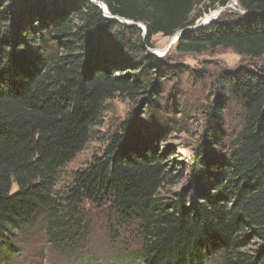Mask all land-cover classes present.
<instances>
[{
	"label": "trees",
	"instance_id": "trees-1",
	"mask_svg": "<svg viewBox=\"0 0 264 264\" xmlns=\"http://www.w3.org/2000/svg\"><path fill=\"white\" fill-rule=\"evenodd\" d=\"M100 1L112 15L143 24L145 34L89 0H0V264L12 263L17 232L28 236L36 222L54 250L80 255L90 238L86 204L109 209L113 241L117 228L139 239L138 250L127 248L115 264H264V71L242 68L222 78L215 127L190 166L189 194L161 195L169 156L158 149L156 118L136 110L101 155L56 187L108 99H141L149 109L158 101L164 74L148 52L151 38L193 25L199 4L208 11L232 0ZM238 4L252 13L182 33L175 49L224 46L264 58V0ZM231 100L242 122L227 141L221 127ZM252 241L251 252L243 251Z\"/></svg>",
	"mask_w": 264,
	"mask_h": 264
},
{
	"label": "rangeland",
	"instance_id": "rangeland-1",
	"mask_svg": "<svg viewBox=\"0 0 264 264\" xmlns=\"http://www.w3.org/2000/svg\"><path fill=\"white\" fill-rule=\"evenodd\" d=\"M205 8L204 4L196 6L195 10L202 12V16L197 18L193 25L201 23L206 16L215 14L220 7L208 9V11ZM251 13L241 7L238 0H232L214 21L199 30L209 27L218 19L221 23H227ZM140 25L144 26L141 23ZM142 32L145 34L143 29ZM192 32L198 33V29ZM171 37L156 34L151 38L152 47L147 48L148 52L149 49L160 52L159 55L155 52L151 53L154 58L161 60L160 69L157 70L161 71L160 74H164V77H160L158 101L152 103L149 109V105L146 106L145 101L141 102V99L132 101L121 95L108 99L98 124L90 132L87 143L60 170L57 188L63 189L76 170L85 168L94 155H101L109 136L119 131V125L136 110L144 119H148L149 115L156 118L155 121H158L156 130L157 126L159 127L156 132L158 149L169 156L166 163L170 172L164 179L161 195L172 198L175 194L184 191L187 194L190 193V166L197 152L205 149L209 142L206 140L212 133V127H215L214 108L218 106L224 90L222 78L242 68L260 74L264 71V58L240 55L224 46L201 53L180 52L175 49V44L170 43ZM241 120L242 111L239 105L234 100L228 101L223 111L221 127L222 136L227 141L233 138L241 128ZM210 151L214 152V150ZM85 208L89 211L90 238L80 255L76 252L62 254L54 250L47 243L43 229L39 227L40 222H36L35 229L28 236L17 232L18 237L13 240V244L18 247L19 253L12 256L11 264H92V256L96 264H115V259L125 255L127 248L138 250L139 239H131L130 231L126 228L116 229L120 240H125L126 243H121L119 239L113 241L109 237L107 207L98 208L95 205L86 204ZM255 244L256 242L252 241L243 251L251 252ZM134 260L137 262V259ZM130 264H134V261ZM214 264L222 263L215 259Z\"/></svg>",
	"mask_w": 264,
	"mask_h": 264
},
{
	"label": "water",
	"instance_id": "water-1",
	"mask_svg": "<svg viewBox=\"0 0 264 264\" xmlns=\"http://www.w3.org/2000/svg\"><path fill=\"white\" fill-rule=\"evenodd\" d=\"M89 1L92 2V3H94L97 7H99V8L103 11L104 16H105L106 18H108V19H110V20H112V21H114V22H119V23H123V24H127V25H136V26H139V27L142 28V26L140 25V23H135V22L132 21V20L125 19V18H122V17L117 16V15H112V14L108 11V8H107V6H106V4H105L104 2H102V1H100V0H89ZM225 7H226V6H224V7H220L219 10H218V14H217L214 18L210 19L207 23H203V22L201 21V23H199V24L192 25V26H189V27H187V28H185V29H183V30L178 31V33H176V35H175V41L178 40V38L180 37V35H181L182 33H185V32H192V31H194V30H196V29L199 30L200 28H203V26H205V25L208 24L209 22L214 21V20L218 17V15L220 14V12H221ZM143 27H144V26H143ZM144 28H145V27H144ZM170 43H171V42H170ZM170 43H169V45H170ZM149 52L154 54V52L151 51V49H149Z\"/></svg>",
	"mask_w": 264,
	"mask_h": 264
},
{
	"label": "bare ground",
	"instance_id": "bare-ground-1",
	"mask_svg": "<svg viewBox=\"0 0 264 264\" xmlns=\"http://www.w3.org/2000/svg\"><path fill=\"white\" fill-rule=\"evenodd\" d=\"M218 14V10L216 11V13L215 14H210L209 16H206L205 18H204V20L202 21L203 23H207L210 19H212V18H214L216 15ZM177 41V40H176ZM175 42V35L173 36V37H171V44H173ZM155 52V51H154ZM155 54H160V52H155Z\"/></svg>",
	"mask_w": 264,
	"mask_h": 264
},
{
	"label": "clouds",
	"instance_id": "clouds-1",
	"mask_svg": "<svg viewBox=\"0 0 264 264\" xmlns=\"http://www.w3.org/2000/svg\"><path fill=\"white\" fill-rule=\"evenodd\" d=\"M143 27V26H142ZM145 27V26H144ZM141 28V27H140ZM144 32H145V28H144V30H143Z\"/></svg>",
	"mask_w": 264,
	"mask_h": 264
},
{
	"label": "built area",
	"instance_id": "built-area-1",
	"mask_svg": "<svg viewBox=\"0 0 264 264\" xmlns=\"http://www.w3.org/2000/svg\"><path fill=\"white\" fill-rule=\"evenodd\" d=\"M142 29L144 30V27H142Z\"/></svg>",
	"mask_w": 264,
	"mask_h": 264
}]
</instances>
